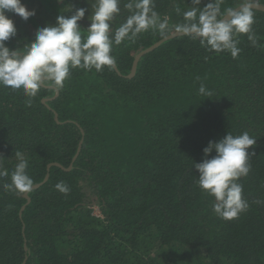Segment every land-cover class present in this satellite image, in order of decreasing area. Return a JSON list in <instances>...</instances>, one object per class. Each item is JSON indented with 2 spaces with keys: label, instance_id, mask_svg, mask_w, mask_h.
I'll return each instance as SVG.
<instances>
[{
  "label": "trees",
  "instance_id": "obj_1",
  "mask_svg": "<svg viewBox=\"0 0 264 264\" xmlns=\"http://www.w3.org/2000/svg\"><path fill=\"white\" fill-rule=\"evenodd\" d=\"M40 1L53 16L82 7ZM127 2L113 33L130 14ZM239 2L223 0L221 10ZM155 5L172 25L183 22L191 0ZM7 15L17 35L6 46L23 50L37 30L24 33ZM255 20L264 45V11ZM78 23L87 31L89 17ZM238 38L233 59L176 37L144 55L132 75L136 57L164 39L149 30L113 45L118 71L71 69L61 91L45 87L30 105L22 90L0 86V157L9 173L0 177V264H264V48ZM201 82L211 97L199 94ZM228 132L256 139L251 172L238 181L250 208L232 221L213 212L214 198L199 189L193 168ZM17 152L34 186L49 174L28 198L2 187ZM61 181L68 195L56 189Z\"/></svg>",
  "mask_w": 264,
  "mask_h": 264
},
{
  "label": "clouds",
  "instance_id": "obj_2",
  "mask_svg": "<svg viewBox=\"0 0 264 264\" xmlns=\"http://www.w3.org/2000/svg\"><path fill=\"white\" fill-rule=\"evenodd\" d=\"M222 3L223 0H191V7L182 13L183 22L170 25V18H161L156 10L155 0H128L124 8L130 14L113 33L112 22L121 12V0H95L87 31H82L78 23L84 19L86 9L78 8L70 17L58 15L54 26L38 29L35 40L23 50H10L6 42L17 35V30L7 13L27 21L35 11L27 10L21 0H0V86L22 90L30 105L45 87L57 93L61 91L71 78V69L98 73L105 67L111 70L116 65V58L111 54L113 45L134 41L149 30L158 32L162 38L172 33L190 37L198 40L205 51L228 52L233 59L241 52L238 46L241 35H246L253 47L264 48L253 28L255 13L264 9V0H240L235 7L224 11ZM202 4L204 6L200 7ZM198 92L207 97L213 95L203 82ZM255 144L256 139L248 132L235 136L228 132L218 142L210 141L203 149V161L194 163L199 189L214 198L213 212L223 220L238 219L250 208L243 198V185L238 181L251 172L250 159L255 153H250L249 149ZM16 158L19 162L11 173V183L2 187L17 195L28 194L34 188V181L27 173L28 161L20 152L16 153ZM3 159L0 157V177L9 175ZM55 187L64 195L71 191L63 181Z\"/></svg>",
  "mask_w": 264,
  "mask_h": 264
},
{
  "label": "rangeland",
  "instance_id": "obj_3",
  "mask_svg": "<svg viewBox=\"0 0 264 264\" xmlns=\"http://www.w3.org/2000/svg\"><path fill=\"white\" fill-rule=\"evenodd\" d=\"M74 1L81 3L82 7L81 6L80 7L86 9L85 17L88 18L91 16L92 11L94 10L92 6L94 5L95 0H63L65 4L64 6L66 7L67 11L68 9L74 6V3H75ZM21 2L27 8V10L35 11V15L30 17L27 21L23 20L21 17H19L16 14L10 13L11 17H16V18L18 17V20L20 21V24L23 27L22 32L28 34L30 32H34L38 30V28H43L49 25L54 26L56 24L57 16L52 15L56 12H49L48 14L46 10L42 7V2L40 0H21ZM65 2H67L68 4H66ZM82 3H85V4H82ZM62 7L63 6L61 5V8ZM67 17H70V16L68 15ZM86 190H88V188H86ZM92 207H93L92 209L94 211V214L98 215L99 214L98 207L96 205Z\"/></svg>",
  "mask_w": 264,
  "mask_h": 264
},
{
  "label": "water",
  "instance_id": "obj_4",
  "mask_svg": "<svg viewBox=\"0 0 264 264\" xmlns=\"http://www.w3.org/2000/svg\"><path fill=\"white\" fill-rule=\"evenodd\" d=\"M260 10L264 11V9H260ZM176 37H179V36L176 35V34H172V35L168 36L167 38L162 39L161 41H159L158 43H156L155 45H153L151 48H149V49L143 51L142 53H140V54L136 57V59H135V61H134V65H133V69H132V75H134V74L136 73L137 65H138L140 59H141L144 55H146V54H148V53H151L152 51H154L155 49H157L158 47H160L162 44H164L166 41H169V40L174 39V38H176ZM114 67H115V69L118 71L117 66L115 65ZM81 145H82V143L80 144L79 151H78L76 157L74 158V162H75L76 158L78 157V155H79V153H80ZM57 165H58V164H57ZM51 166H52V165H51ZM51 166H49V169H50ZM58 166H60V165H58ZM68 170H69V171L72 170V166H71L70 169H68ZM48 179H49V174L46 176L45 181H44L42 184L35 185L34 188H33V190L40 188L45 182L48 181ZM25 197L28 198V194H25ZM28 202H30V199H29Z\"/></svg>",
  "mask_w": 264,
  "mask_h": 264
},
{
  "label": "built area",
  "instance_id": "obj_5",
  "mask_svg": "<svg viewBox=\"0 0 264 264\" xmlns=\"http://www.w3.org/2000/svg\"><path fill=\"white\" fill-rule=\"evenodd\" d=\"M97 216H101L100 212H99V214Z\"/></svg>",
  "mask_w": 264,
  "mask_h": 264
}]
</instances>
